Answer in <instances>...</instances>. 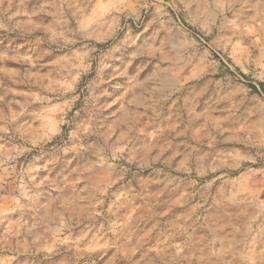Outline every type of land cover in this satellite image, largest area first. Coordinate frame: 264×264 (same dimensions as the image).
Returning a JSON list of instances; mask_svg holds the SVG:
<instances>
[{"label": "rangeland", "instance_id": "rangeland-1", "mask_svg": "<svg viewBox=\"0 0 264 264\" xmlns=\"http://www.w3.org/2000/svg\"><path fill=\"white\" fill-rule=\"evenodd\" d=\"M0 264H264V0H0Z\"/></svg>", "mask_w": 264, "mask_h": 264}]
</instances>
